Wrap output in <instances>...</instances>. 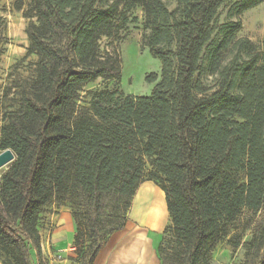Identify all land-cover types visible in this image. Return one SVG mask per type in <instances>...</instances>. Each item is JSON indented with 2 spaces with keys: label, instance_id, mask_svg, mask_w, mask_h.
Wrapping results in <instances>:
<instances>
[{
  "label": "trees",
  "instance_id": "obj_1",
  "mask_svg": "<svg viewBox=\"0 0 264 264\" xmlns=\"http://www.w3.org/2000/svg\"><path fill=\"white\" fill-rule=\"evenodd\" d=\"M173 1L30 0L23 10L35 62L0 119V153L14 155L0 174V264H46L38 222L51 202L75 224L70 260L92 264L146 181L170 219L160 264H211L224 240L242 264H264V49L238 36L264 0ZM137 8L159 81L147 97L100 89L80 105L87 86L120 78V59L99 43Z\"/></svg>",
  "mask_w": 264,
  "mask_h": 264
},
{
  "label": "rangeland",
  "instance_id": "obj_2",
  "mask_svg": "<svg viewBox=\"0 0 264 264\" xmlns=\"http://www.w3.org/2000/svg\"><path fill=\"white\" fill-rule=\"evenodd\" d=\"M163 1L166 2L170 10L174 8L175 3L173 0ZM29 2L30 0H0V33L3 37L0 48V119L1 114L5 110L10 109L13 105L12 100L14 99V94L16 93V83L24 79H30L33 75V64L35 62V57L25 58L28 42L24 30L27 21L22 16L23 10L27 8ZM17 6H20L21 10H18ZM227 7L228 6L226 5L221 8L219 13V22L223 20ZM132 18H135L136 21L129 23L125 29L121 30L113 38H104L99 43V49L102 55L109 53L120 59V78L108 80L99 79L95 83L87 86L81 94L79 103L80 105L87 103L89 99L87 95L88 91L100 89H119L124 95L133 97H147L151 94L154 86L159 81L160 61L153 58L148 48L143 47L141 44V38L147 33V31L143 29V15L139 8H137L132 13ZM241 22L242 27L238 36L247 38L252 44L258 47L260 50H263L264 3L245 12L241 16ZM151 74L156 75L158 79L154 82H149L146 77ZM146 168L147 170L150 169L148 164ZM4 170V168L0 170V174ZM151 183L155 185V183ZM154 185H143L139 188V195L143 199L141 202H139V204L141 203L140 205L153 208V204L155 205L157 199H160L161 194L156 189L157 186L155 185V187ZM146 189L148 190L147 193ZM139 195L137 193L135 194L131 205V214L137 218V198H139ZM161 197L162 200L159 201H161L160 204L162 203V206L166 212L163 196ZM65 208L69 210L68 207L64 205L58 206L54 202H51L44 208L38 222V229L42 245H45L48 241L50 243V236L58 227L57 222L62 215L61 211L64 213ZM147 210L148 209H145L144 213ZM62 222V224H64V221ZM169 224L170 219L166 223L164 229ZM67 236L70 240L71 233L68 232ZM217 249L218 251L216 260L218 262H221L224 256V251L228 250L229 261L227 264H242V249H239L235 254H232L231 248L227 245L226 240H224Z\"/></svg>",
  "mask_w": 264,
  "mask_h": 264
},
{
  "label": "crops",
  "instance_id": "obj_3",
  "mask_svg": "<svg viewBox=\"0 0 264 264\" xmlns=\"http://www.w3.org/2000/svg\"><path fill=\"white\" fill-rule=\"evenodd\" d=\"M143 185L154 184L146 181L139 188ZM139 188L136 192L138 195L140 194ZM156 189L163 196L166 209L164 193L158 187ZM161 196L160 199L162 200ZM131 208L124 228L108 237L92 264H160L156 255V248L160 242L162 231L169 220L167 210L165 212L167 218L164 224L158 229H151L140 223L138 218L131 214ZM61 212L63 216H60L57 222L58 227L50 236V243L48 239V242L42 245L40 237L42 256L46 264H77L70 260V257L74 255V247L71 242L75 232V224L67 208H65L64 213ZM68 232L71 233L70 240L67 236ZM217 251L218 249L213 253L211 264H223V262L227 264L229 261L228 250L224 251L221 262L216 260Z\"/></svg>",
  "mask_w": 264,
  "mask_h": 264
},
{
  "label": "bare ground",
  "instance_id": "obj_4",
  "mask_svg": "<svg viewBox=\"0 0 264 264\" xmlns=\"http://www.w3.org/2000/svg\"><path fill=\"white\" fill-rule=\"evenodd\" d=\"M147 189H146V193H147ZM143 194V193H142ZM138 199V204H137V208H138V218L140 223H142L143 225L149 227V228H158L162 225V223L165 221L166 219V213L165 210L162 206V203L160 204L161 199H157L156 204H153V208L149 207V206H145V205H140L139 202H141V200H143L141 198V196L139 195ZM140 199V201H139ZM140 205V206H139ZM149 207V208H148ZM148 209L145 213L144 210Z\"/></svg>",
  "mask_w": 264,
  "mask_h": 264
},
{
  "label": "water",
  "instance_id": "obj_5",
  "mask_svg": "<svg viewBox=\"0 0 264 264\" xmlns=\"http://www.w3.org/2000/svg\"><path fill=\"white\" fill-rule=\"evenodd\" d=\"M13 160H14V155L12 151H10L9 149L0 153V169L5 167L7 164L12 162Z\"/></svg>",
  "mask_w": 264,
  "mask_h": 264
}]
</instances>
